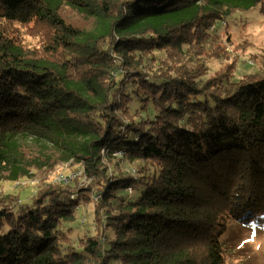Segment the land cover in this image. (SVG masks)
Listing matches in <instances>:
<instances>
[{"label": "trees", "instance_id": "obj_1", "mask_svg": "<svg viewBox=\"0 0 264 264\" xmlns=\"http://www.w3.org/2000/svg\"><path fill=\"white\" fill-rule=\"evenodd\" d=\"M257 7L0 0V184L82 170L0 199V264H226L227 223L264 213V67L204 79V52ZM30 24L39 52L15 33ZM83 204L95 231L74 242Z\"/></svg>", "mask_w": 264, "mask_h": 264}, {"label": "rangeland", "instance_id": "obj_2", "mask_svg": "<svg viewBox=\"0 0 264 264\" xmlns=\"http://www.w3.org/2000/svg\"><path fill=\"white\" fill-rule=\"evenodd\" d=\"M15 29L17 36L24 39V45L37 52L40 35L48 34L41 25L37 27L30 24ZM213 33L220 42L221 49L218 51L219 58L214 56L215 48L204 52L209 55L206 60L208 73L204 79H211L228 68L229 71L232 70L233 80L238 81L250 73L257 72L258 66L264 67V8L257 7L245 14L237 13L217 23L213 27ZM46 171L48 172V169ZM81 173L82 170L78 166L63 165L50 174L49 178L39 174L36 179L20 180L19 185L14 182L1 183L0 199L11 194L19 196L22 201H27L36 191V186L41 185L43 177L45 181L48 178L50 182H70L77 179ZM84 184L89 185V182L83 179L81 186ZM129 192L130 195L133 194L132 191ZM243 219L230 220L221 238L226 264H264V213L249 221H242ZM66 230H70L68 233L74 242L86 235H93L95 231L93 204H83L77 211L75 220ZM106 236L113 238L114 230H107Z\"/></svg>", "mask_w": 264, "mask_h": 264}, {"label": "built area", "instance_id": "obj_3", "mask_svg": "<svg viewBox=\"0 0 264 264\" xmlns=\"http://www.w3.org/2000/svg\"><path fill=\"white\" fill-rule=\"evenodd\" d=\"M20 184V181L16 182V185H19Z\"/></svg>", "mask_w": 264, "mask_h": 264}]
</instances>
